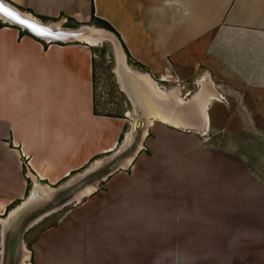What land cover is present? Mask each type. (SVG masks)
Listing matches in <instances>:
<instances>
[{"label": "crops", "instance_id": "0c3cea01", "mask_svg": "<svg viewBox=\"0 0 264 264\" xmlns=\"http://www.w3.org/2000/svg\"><path fill=\"white\" fill-rule=\"evenodd\" d=\"M9 1L81 24L95 13L116 29L145 74L163 81L175 74L198 85L206 78L212 101L222 102L217 85L264 101V0ZM26 31L0 27V216L27 193L80 182L131 132L127 114L97 110L96 46ZM202 136L155 121L130 159L80 189L39 233L33 264H185L197 247L264 240V169L251 168L230 147L204 145ZM234 182L240 193L248 183L263 188L243 196L258 201L242 206L241 228L219 222L218 193H235Z\"/></svg>", "mask_w": 264, "mask_h": 264}, {"label": "rangeland", "instance_id": "374dc122", "mask_svg": "<svg viewBox=\"0 0 264 264\" xmlns=\"http://www.w3.org/2000/svg\"><path fill=\"white\" fill-rule=\"evenodd\" d=\"M52 23H56V25L60 26L63 24L62 28L64 29H66L64 25L69 24L68 20L65 19H58V21H52ZM93 27L94 26H91V28ZM116 38L118 39V37ZM74 41L78 40L74 39ZM116 46L117 45H115L112 40L105 38L104 40L102 39L95 48L94 80L96 103L97 110L100 113L121 116L127 114L130 122L128 133L132 128L133 120L139 118V113L137 107L133 104L132 97L126 89L121 68L123 65L126 78L129 82L131 80L130 83H135L142 91H145L142 84H137L138 79L133 77V75L130 77L125 68L129 66L131 70L143 74L147 73V71H145V69H139L134 65L133 57L127 55L122 43L120 51L122 53L119 52ZM121 54L124 62L122 65L119 62ZM148 74V76H150L149 78L155 81L157 86H159L158 88L165 92L176 89L177 96L185 101H188V99L194 95H200L202 97V90H205L204 97L213 98L214 90L206 83H201L200 86L195 84L194 80L196 79L189 81L186 78L183 79V77L174 74V77L170 78L169 81H163L160 79V76L156 77L150 73ZM201 76L202 71H199L195 78H200ZM214 89L221 94L222 102L212 101L210 104L208 113L210 116L209 122L211 119V127L208 126L206 130L201 129L199 125L198 127H196L197 125L194 126L196 129H192L190 126L187 128V125H181V127H184L185 130L190 132L203 133L201 140L204 141L207 139L204 145L212 143L220 144L223 147H230L235 150L237 154L246 156L247 162L250 164L251 168H258L257 171L263 170L264 164L261 160L264 158V101H255L251 92H248L244 99L240 98L239 94L236 96L227 94V87L225 85L214 86ZM234 183L233 190L235 193H218L219 222H222L220 225L225 226L229 224L228 226L241 228L246 225V217L245 215L243 217L242 206L247 204L257 206L258 201L255 197L245 199L243 196H252L255 193H262L263 188L259 187L256 183H248L245 185V192L247 193H240L242 187L237 182ZM30 187L32 188V185ZM28 197L29 195L26 199ZM252 202L254 204H252ZM64 207L41 217L33 227L25 233L23 237V258L24 255H26V260L29 264H33L31 251L32 243L35 238L42 230L56 223ZM7 215L8 213L4 216H0V218L5 219ZM250 223L252 222L250 221ZM1 249L0 236V264ZM187 258L190 260H187L185 264H264V240L237 239L230 244L201 246L197 247L194 256H187ZM170 261V264L178 263L176 259Z\"/></svg>", "mask_w": 264, "mask_h": 264}, {"label": "water", "instance_id": "95a60500", "mask_svg": "<svg viewBox=\"0 0 264 264\" xmlns=\"http://www.w3.org/2000/svg\"><path fill=\"white\" fill-rule=\"evenodd\" d=\"M0 5L8 8L19 18L14 19L6 15L3 11H0L1 20L5 22L12 21L13 24L20 26L30 33L50 41H72L74 39H72L71 36L77 37L81 33L87 35H90L91 33L89 30V27L91 26L88 25H84L79 29L65 30L64 28L62 29V26L54 28L53 24L50 23H44L43 26H39L38 24L33 23L30 19L24 17L25 14L23 12L14 10L16 7L14 8L13 5L6 1L0 0ZM21 21L24 23H21ZM41 23L43 24V22ZM69 31L76 33L71 34ZM112 35L113 37H111V40L117 45L116 47L120 52L121 41L118 40L116 38L117 36L113 33ZM122 64L123 63H121V65ZM126 83L127 90L130 95L132 94L133 104L137 107L140 115L139 118L134 121L131 128L133 139L127 143L126 138L124 146L118 153L113 155L102 166L99 165L97 168L88 171L80 182H70L55 191H48L46 196H43L38 200L34 199L31 193L27 198V201L22 202L20 204L21 206H18V209L16 207L17 211L15 213L12 214L9 212L5 218V223L0 228L2 248L1 264H21L23 259V237L25 233L33 227L37 220L61 207L73 203L79 195L78 191H80V189L84 188L89 183H94L107 177L116 170L123 161L130 159L140 148L146 131L154 123L155 118L152 115L153 113H166L176 119H186L187 122L191 124L199 125L201 129H207L209 126L208 106L202 105L203 101L200 95H194L189 98L188 101L183 100L184 104H182L178 100L169 99L170 101H167L166 99L159 97L152 87L147 85V87H145L146 96L144 100V96L141 95L142 93L140 92V89L137 88L135 84H132L129 81H126ZM143 106H146V108H142ZM200 119H202V124L200 123Z\"/></svg>", "mask_w": 264, "mask_h": 264}, {"label": "bare ground", "instance_id": "6f19581e", "mask_svg": "<svg viewBox=\"0 0 264 264\" xmlns=\"http://www.w3.org/2000/svg\"><path fill=\"white\" fill-rule=\"evenodd\" d=\"M8 3V2H7ZM10 4V3H9ZM15 8V7H14ZM13 8V9H14ZM14 10H16V11H21V10H19L18 8H15ZM22 12V11H21ZM24 13V12H23ZM25 15H24V17H26L27 19H30L33 23H36V24H38L39 26H43L44 25V23L42 24L40 21H39V19H36L34 16H32L31 14H26V13H24ZM32 17H31V16ZM7 21H9V20H7ZM10 23H13L12 21H9ZM60 25H56V23H54L53 24V27L54 28H57V27H59ZM90 29V35H87V34H83V33H81V34H79L77 37H72L71 36V38L72 39H75V40H78V41H82V42H85V43H88L89 45H92V46H98L99 45V43L101 42V40L103 39H105V38H107V39H109V40H111V37H113V35H112V33H110L109 31H107V30H104V29H99V28H95V27H93V28H91V27H89ZM63 29V28H62ZM65 30V29H64ZM62 31V30H61ZM69 32H71V34H75L76 32H72V31H69ZM67 38V37H66ZM68 39V38H67ZM120 64L121 63H123L124 64V62H123V57H122V54H121V58H120ZM126 69V71H127V73L129 74V76L130 77H132V75H133V77H137V84H142V87H143V89L145 90L146 88L145 87H147V85H150L151 87H152V89L155 91V93L159 96V97H162V98H164V99H166L167 101H170L169 99L171 98V99H175L176 101L178 100L180 103H182V104H184V101H183V99H181L179 96H177V94H176V89L175 90H172V91H170V92H165V91H163V90H161L160 88H158L159 86H157V84H156V82L155 81H153L152 79H150L149 78V76L147 75V74H143V73H140V72H137V71H135V70H131L130 68H129V66H127V68H125ZM121 71H122V73H123V77H124V83H125V85L127 84L126 83V81H129L127 78H126V76H125V71H124V69H123V65H122V68H121ZM206 77V76H205ZM127 79V80H126ZM126 80V81H125ZM139 81V82H138ZM205 81H206V78L205 79H203L201 82H200V84L201 83H205ZM130 82H131V80H130ZM135 84V83H134ZM200 84H199V86H200ZM136 85V84H135ZM136 87V86H135ZM137 88H139L138 86H137ZM126 89H127V87H126ZM140 89V88H139ZM203 89H205V88H203ZM128 91V90H127ZM204 91L205 90H202V93H201V91H200V93H201V95H202V105H204V106H208V110L210 109V104H211V102H212V100H213V98L211 99V97H208L207 98V96L206 97H204ZM140 92L142 93L141 95L142 96H144L143 97V99L145 100V94H146V91H142L141 89H140ZM128 93H129V91H128ZM130 94V93H129ZM131 97H132V94L130 95ZM201 97V96H200ZM214 97H216V96H214ZM201 99V98H200ZM216 100L217 99H219V100H221V97L220 96H218V97H216L215 98ZM132 100H133V97H132ZM215 101V100H214ZM136 107V106H135ZM142 108H146V106H143ZM139 113V112H138ZM128 114H130V113H128ZM153 116H154V118H155V121H161V122H163V123H165V124H170V125H174V126H176V127H181V125H183V122H187V120L186 119H176V118H173V117H171V116H169L168 114H166V113H153L152 114ZM138 116H140L139 114H138ZM207 117V116H206ZM205 117V118H206ZM209 118H210V116H209ZM183 120V121H182ZM200 123L202 124V119H200ZM188 125V126H190L191 128H195V127H193V126H195V125H197V124H191V123H189V122H187V123H185V125ZM192 126H191V125ZM210 124H211V120H210ZM210 126V125H209ZM196 127H198V126H196ZM204 130H206V128L204 129ZM131 139H133V136H132V134L131 133H129L128 134V138H127V143L128 142H130L131 141ZM48 193H47V191H45V193L44 192H42V190H41V193H39V191L38 190H36V193H33L32 195H33V198L34 199H39V198H42L43 196H46ZM27 201V200H26ZM25 202V201H24ZM21 205H19V207H20ZM19 207H17V209L19 208ZM17 209L15 208L14 209V211H12L11 213L13 214V213H15L16 211H17ZM44 217V216H43ZM5 223V219H1L0 218V227L3 225ZM21 264H29L28 262H27V260H26V255H24V258L22 259V262H21Z\"/></svg>", "mask_w": 264, "mask_h": 264}, {"label": "trees", "instance_id": "16d2710c", "mask_svg": "<svg viewBox=\"0 0 264 264\" xmlns=\"http://www.w3.org/2000/svg\"><path fill=\"white\" fill-rule=\"evenodd\" d=\"M4 1L10 3V4L13 5L14 7L18 8L19 10H21V11H23V12H25V13L32 14L34 17L38 18L39 20H41V21H43V22H45V23H46V22H52V21H53V22L58 21V19H54V18L52 19V18H48V17H44V16L37 15V14H35L32 10L25 9V8H23V7H20V6L16 5V4L12 3V2L9 1V0H4ZM68 22H69V24L64 25V27H66V28H71V29H78V28L81 27V26L88 25V26H94V27H97V28H100V29H104V30H107V31H109V32H111V33H113V34H115V35L118 37V39L121 41V43H122L124 49L126 50L127 55H128L129 57H131V55H130V53H129V50H128L126 44L124 43L123 39L121 38L120 34L116 31V29H115L111 24H109L107 21H104V20H102V19L97 18V17L95 16V13H93L92 21H91L90 23H88V24H81V23H79V22H77V21H75V20H73V19H71V18H68ZM5 26H9V24L4 23V22L0 19V27H5ZM26 33H27V34H30V33L27 32V31H26ZM133 63H134V65H135L136 67H138L139 69H143V70L145 69V67H144L141 63H139V62H137V61H133ZM144 73H145V72H144ZM123 139H124V137L122 138V140H123ZM29 183H31V182L29 181ZM30 186H31V185H29V189L31 188ZM28 195H29V193H27V196H28ZM20 203H21V201H17V202H15L13 205L9 206L7 212L9 213L10 211L14 210L15 207H16L18 204H20Z\"/></svg>", "mask_w": 264, "mask_h": 264}, {"label": "snow or ice", "instance_id": "6c2138e0", "mask_svg": "<svg viewBox=\"0 0 264 264\" xmlns=\"http://www.w3.org/2000/svg\"><path fill=\"white\" fill-rule=\"evenodd\" d=\"M0 11H3L6 15L14 18V19H19L15 13L11 12L8 8L3 7V5H0ZM21 23H24L23 21H21Z\"/></svg>", "mask_w": 264, "mask_h": 264}, {"label": "flooded vegetation", "instance_id": "af4514ba", "mask_svg": "<svg viewBox=\"0 0 264 264\" xmlns=\"http://www.w3.org/2000/svg\"><path fill=\"white\" fill-rule=\"evenodd\" d=\"M209 111V110H208ZM211 120V119H210Z\"/></svg>", "mask_w": 264, "mask_h": 264}]
</instances>
